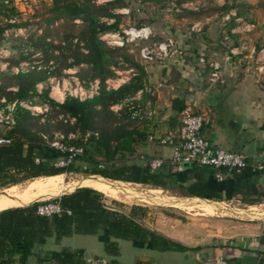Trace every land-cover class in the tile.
<instances>
[{"label":"trees","instance_id":"obj_1","mask_svg":"<svg viewBox=\"0 0 264 264\" xmlns=\"http://www.w3.org/2000/svg\"><path fill=\"white\" fill-rule=\"evenodd\" d=\"M150 1V0H144ZM155 1V0H151ZM119 0H111L106 4L114 8ZM98 10L102 16L115 18L107 7H95L91 0H55L50 15L47 18L48 26L57 20L73 22L80 19L82 26L75 35L64 37L66 52L70 54L64 56L70 58L71 62L65 67H77L86 64L91 67L94 76L101 83L106 79L114 77L109 70V66H117L118 61H114L113 51L100 40L99 34L110 31H117L119 21L112 24L101 22L98 18ZM18 11L15 6H7L5 0H0V17L9 20L16 17ZM117 18V17H116ZM19 25H0V45L5 40L3 33L12 27ZM76 39V44L72 50V42ZM40 40L43 46H52L46 42V37ZM79 43L86 49L84 54L80 51ZM56 47V46H55ZM57 48V47H56ZM58 49L64 47L58 46ZM64 51L60 55H63ZM122 62L136 69L137 75L129 83L120 86L116 90H104L96 97L80 101L73 97H66L62 103H57L49 98V91L43 90L37 94L35 87L37 84L45 82L47 79L44 72L31 71L28 73H18L10 80L15 82L11 85L0 84V92L7 96L8 101H22L31 103L33 106L47 105L51 113L59 114L70 119H74L73 125L67 124V134L78 133L79 137H64L65 147L81 149L82 152L76 155L74 160L63 167L57 166L60 159L68 156L67 151H61L43 139L47 123L39 124V119L31 115L28 110L17 107L15 126L5 133L10 139V143L0 146V186L17 185L26 180L38 177L55 176L64 173H78L79 168L74 166L75 160H80L84 165V174L101 176L104 178L119 180L134 184L149 185L155 188L166 189L174 174L171 172H150L147 166L141 167L127 163L128 156L133 153L134 136L140 134L134 128H127L123 124H113V113L109 107L122 102L124 99L132 97L136 92L145 86V71L128 55H122ZM85 72V70H84ZM4 78H5V74ZM8 77L6 76V80ZM10 87H16V91H6ZM37 97V101H33ZM185 104L174 100L173 108L181 111ZM48 114L46 115L48 117ZM36 128V129H35ZM0 128V135H1ZM88 132H98L97 136L90 134L84 138ZM101 156L98 159L96 156ZM119 161L122 164H117ZM103 164L102 167L100 165ZM251 167L248 166L240 176H249ZM186 193L205 199H218L220 196H213L197 192L195 187L190 186L185 189ZM73 191V192H72ZM71 193L63 194L53 201L59 203L62 212L51 218L37 214L40 202H34L28 206L15 207L0 211V264H28V258L32 255V250L36 244H44L48 238L56 241L64 237L73 235H97L102 234L104 251L111 257L110 264H121L117 257L120 255L117 240H125L134 243H147L153 250L159 252L177 251L186 252L195 249H188L179 243L173 242L159 233L152 231L139 224L135 216L136 207L131 209L130 214H124L109 208L102 193L91 188L80 187L72 190ZM242 196L244 203H257L260 196L248 200ZM117 203V202H114ZM53 264H89L84 259L83 249L62 248L59 251H52L48 258L39 259ZM230 264H239L235 259H225ZM135 264H155L152 260H137Z\"/></svg>","mask_w":264,"mask_h":264},{"label":"crops","instance_id":"obj_2","mask_svg":"<svg viewBox=\"0 0 264 264\" xmlns=\"http://www.w3.org/2000/svg\"><path fill=\"white\" fill-rule=\"evenodd\" d=\"M234 21L236 20L233 19L228 25L227 34L214 42L215 45L208 41L206 35L204 39L207 40L200 45H203L202 49L204 47L207 49L206 59L213 58L220 62L223 83L208 82L210 70L198 63L196 55L202 50L198 48L186 52L185 58L173 54L164 59H155L151 63L143 59L141 60L145 64L138 62L145 71L146 83L142 90L129 98H132L141 109L142 106L145 107L147 116L139 127H133L140 135L134 136V151L127 157L131 164L144 167V159L168 158L171 155V147L162 144L161 141L166 136L174 137L180 126V112L173 108V101L178 100L185 106L191 104L197 113L208 117L209 122L203 127L202 135L213 146L242 154L246 160L251 158L252 164L264 165V91L260 84L262 76L251 71L249 67L236 70L234 63L225 60L226 52L220 46L224 45L226 48L235 46L233 43L236 41L233 40L239 38V34L231 32L237 27ZM148 28L152 29L150 26ZM202 34L205 33L200 35ZM128 72L132 74L123 76V73L119 72L116 81H110L115 83V86H112L113 90L129 83L137 75L134 68H130ZM151 90H154L153 95L155 93L156 95L144 106L146 92ZM228 95L232 96L231 99L225 98ZM161 171L168 170L163 168ZM240 174L226 169L192 167L181 174L173 175L169 187L163 189L171 192L170 198L185 206L193 205V199L225 205L224 207L214 205V209L217 210L215 215L196 214L194 211L186 212L179 207L150 204L167 212V215H161L154 221L148 213L140 215L138 211L142 208L135 206L137 208L135 219L139 224L188 249L196 248L186 252L171 251L184 254L186 259L184 262L163 260L157 264H213L218 258L235 259L239 264H264V218H253L248 213L250 206L261 205L260 207L263 206L264 209V176L262 173L252 171L249 176ZM190 186L195 187L197 192L220 196L221 199L189 195L185 189ZM242 196H246L248 200L260 196V201L253 204L244 203ZM176 210L183 211L186 215L178 214ZM130 212L131 208L122 213ZM96 236L103 241L102 234ZM62 240L63 238L57 241V244L60 245ZM121 241L125 240H119V243ZM130 243L140 251H147L139 260L147 261L151 258L154 250L149 244ZM37 245L32 250L36 260L31 264H41L39 259H43L48 251L44 254L35 252ZM62 248L83 249L62 246L60 250ZM83 250L87 262L93 259L86 255L85 249ZM52 251L59 250L48 252Z\"/></svg>","mask_w":264,"mask_h":264},{"label":"rangeland","instance_id":"obj_3","mask_svg":"<svg viewBox=\"0 0 264 264\" xmlns=\"http://www.w3.org/2000/svg\"><path fill=\"white\" fill-rule=\"evenodd\" d=\"M68 1V0H61ZM111 0H91V3L95 7H107L108 11L114 14L115 18L102 16L98 10V19L106 24H112L115 20L119 21L118 30L110 31L107 33L99 34L100 40L107 46V48L113 51L114 61H118L117 66L110 65L109 70L114 74V77L106 79L103 83L97 78L93 77L92 71H89L91 67L86 64H81L75 67H65V64L71 62V59L63 58L68 56L70 53L66 52L64 42L61 40L69 35H75L78 33L82 22L80 19L74 20L73 22H66L64 20H57L53 24H47V18L50 15L49 10L52 8L55 0H5L7 6H15L18 14L16 17H12L9 20H4L0 17V25L5 24H16L19 26L7 29L3 33V38L5 39L0 45V84L9 85L13 84L15 81L10 80L13 75L18 73H28L33 70L38 72H44L46 76L45 82L36 85L35 90L37 94H40L43 90L49 91V98L57 103H62L66 97H73L76 99H90L98 96L103 89L113 90L112 86L115 83L110 81H116L118 73H123V76H130L132 73L128 72L131 66L128 63L122 62V55H128L129 58L136 63L143 62L140 56V50L142 48H153L154 44H159L167 42V38L170 37L173 42V46L170 51L177 57L184 55L186 52H190L191 49L196 50L202 49L203 45L200 46L204 39V36H208V41L212 42L213 45L216 40H218L222 35L227 34L228 25L233 22V19H239L240 21H234L238 27L243 28L245 24H254L255 28L248 32H243L239 34L235 45L247 40L249 48L254 46L256 52H258L262 47H264V0H244L247 1L246 4L230 5L228 0H155V1H144V0H119L114 8L106 6ZM243 1V0H242ZM103 13V10L101 11ZM229 17V20H224ZM12 21V22H10ZM199 23L201 26V33H197L196 30H192L193 25ZM235 25V26H236ZM151 27L152 35L148 40H134L129 41L123 32L129 30L130 28H140V27ZM118 35V38L124 41L123 46L114 44L113 42L118 41V38L109 39L105 36ZM42 36L46 37V42L52 43L51 47L43 46L40 38ZM110 42V44H107ZM76 39L72 42V50L76 44ZM74 45V46H73ZM215 45V44H214ZM57 48H56V47ZM58 46L64 47V49H58ZM80 51L84 54L87 53L86 49L82 47V43H79ZM225 52L227 49L224 45H220ZM214 47V46H213ZM211 47V48H213ZM205 50H207L205 47ZM64 51L63 55H60ZM183 51V52H182ZM182 52V53H179ZM201 52V51H200ZM224 53V52H223ZM247 54V51H245ZM172 54V55H173ZM171 55V56H172ZM196 55V54H195ZM224 56H226L224 54ZM176 60V59H173ZM172 61V59H171ZM236 70L250 68L251 71L255 72L256 65L250 59H242L240 61L231 59ZM174 62V61H173ZM147 63H151L148 61ZM165 63V62H164ZM139 64V63H138ZM156 64V63H153ZM85 70V72H84ZM8 79L6 80V76ZM254 75V74H252ZM260 84L262 90L264 91V76L260 78ZM110 82V83H109ZM16 87H10L6 91H16ZM154 90L146 92L145 102L154 99ZM232 96L228 95L225 98L231 99ZM127 99V98H126ZM0 100H5L6 103H12L15 101H8L6 95H2L0 92ZM37 97H34L33 101H37ZM125 100V99H124ZM124 100L120 103L114 104L109 107V110L113 113L112 121L113 124H123L127 128L139 127L145 116H147L146 108L142 106V111L139 112V117L133 116L134 110L129 108L119 107ZM134 106H138L135 101H133ZM31 110H28L32 116L37 117L39 124H46V132L43 133V139L47 143H64L65 135L69 138H77L79 134L69 133L67 134V124L73 125L74 119L64 117L59 114L50 113L49 107L47 105L40 106H30ZM140 107V106H139ZM141 108V107H140ZM48 114V117L46 116ZM16 121V113H15ZM36 129V128H35ZM2 133L8 132L2 129ZM92 132H88L84 138H87ZM98 135V132L93 134ZM98 159L102 157L96 156ZM119 161L117 164H122ZM127 163H131V160H127ZM74 166L80 169L78 173H64V181L66 183H73L83 177L89 176L84 174V165L80 160H75ZM103 164L100 165L102 167ZM31 180H26L18 183V186H25ZM134 184V183H131ZM138 189L147 192L155 187L149 185L138 184ZM13 185L0 186V193L10 188ZM135 187V186H134ZM161 189V188H160ZM162 192L158 195L171 197V192H166V190H161ZM150 193V192H149ZM103 195V194H102ZM151 196L155 194L151 193ZM105 204L109 208L114 210L127 211L129 208L138 206L140 211L138 213L149 214L150 218L154 221L160 218L161 215H167L165 209L160 207H155L150 204H160L158 201H148L143 202L137 199H128L124 196L115 199L102 196ZM53 197L48 200H53ZM47 201L41 200L40 203ZM117 202V203H114ZM165 206V205H163ZM178 214H184L185 212L176 210ZM54 238H48L45 244H38L35 252L44 254L47 250H60L62 246L72 247V248H83L86 250V255L89 258H104L108 261L111 259L104 251L103 242L100 241L99 237L96 235H73L70 237H64L61 244H57ZM118 246L121 249L120 256L117 260L121 264H135L139 260L140 256L146 253V250L140 251L136 247H133L129 241L117 240ZM119 249V250H120ZM46 253L44 258H48L51 252ZM145 256V255H144ZM148 260H152L155 264L158 261L163 260H173V261H185V256L182 253L167 251L161 253L159 251H152ZM185 259V260H184ZM36 256L34 254L30 255L28 258V263L31 264L35 262ZM147 260V261H148ZM43 264H53L48 260L42 261ZM41 262V264H42Z\"/></svg>","mask_w":264,"mask_h":264},{"label":"built area","instance_id":"obj_4","mask_svg":"<svg viewBox=\"0 0 264 264\" xmlns=\"http://www.w3.org/2000/svg\"><path fill=\"white\" fill-rule=\"evenodd\" d=\"M6 3V2H5ZM229 19V17H227ZM236 20V19H235ZM236 21H240L237 19ZM12 22V21H10ZM255 28L254 24H245L243 28L236 27L231 32L234 34H240L243 32H250ZM192 30H196L197 33H201V26L199 23L193 25ZM129 41L134 40H148L152 31L148 27L130 28L123 32ZM105 38L114 39L118 38V35L107 34ZM242 41L238 45L228 47L225 60L232 63L230 60H242L250 59L256 65L255 71L258 75L264 76V47L258 52L254 46L248 47L249 43ZM119 46L124 45V41L118 38V41L113 42ZM110 44V42H107ZM173 46L172 39H168L165 43L154 44L153 48H142L140 50V56L145 61H154L155 59H164L171 56L175 51L171 52L170 48ZM247 51V54L245 53ZM196 59L201 67L209 68L208 82L215 84L217 82L223 83L221 76V64L216 59H206L204 50H201L196 55ZM146 90V89H145ZM80 101H83L79 99ZM132 98H127L119 107L129 108L134 110L133 116L139 117V112L142 109L139 106H134ZM32 104L22 101H15L12 103H6L5 100H0V128L7 130L12 129L15 126V113L17 107L24 108L25 110H31ZM208 117L204 114H199L194 110L191 104L186 105L180 111V126L174 137L166 136L162 139V144L169 145L171 147V155L168 158H147L143 162L145 166L149 168V171L154 173L167 168L171 174H181L187 168L192 167H209L216 170L226 169L235 173H241L248 166L251 167L252 172L262 173L264 176L263 164H251L249 165L246 157L242 154L231 152L220 147H215L212 143L202 135L203 127L208 124ZM10 143V139L6 137L4 133L0 135V146ZM51 146L61 150L67 151L68 156L65 159H60L57 162V166L63 167L70 164L76 155L81 154L82 150L74 147H65L63 144L51 143ZM37 214L47 218H51L55 215H59L62 209L59 203L53 200H47L37 208ZM89 264H110L107 260L101 258H93L89 261ZM213 264H229L225 259L218 258Z\"/></svg>","mask_w":264,"mask_h":264},{"label":"bare ground","instance_id":"obj_5","mask_svg":"<svg viewBox=\"0 0 264 264\" xmlns=\"http://www.w3.org/2000/svg\"><path fill=\"white\" fill-rule=\"evenodd\" d=\"M137 186L139 187L138 184H131L128 182L112 180L95 175L83 177L73 183H66L64 181L63 174L38 177L32 179L25 186L20 187L18 185H13L8 189L3 190L0 193V211L15 207L28 206L34 202L48 200L53 197H59L62 194L69 192L71 193L72 190L80 187L91 188L107 197L115 199L124 196L128 199H137L143 202L153 200L158 201L160 204L165 206L179 207L186 210V212L194 211L196 214L202 215H215L217 210L214 209V205L221 207L225 206L223 204H217L199 199H193V205L185 206L178 203V201L175 199L158 195L162 192L161 189H152L144 192L138 189ZM151 193L155 194V196H151ZM260 206H250L248 209L249 215L253 218H264V209L262 208L263 206ZM218 213L220 212L218 211Z\"/></svg>","mask_w":264,"mask_h":264},{"label":"water","instance_id":"obj_6","mask_svg":"<svg viewBox=\"0 0 264 264\" xmlns=\"http://www.w3.org/2000/svg\"><path fill=\"white\" fill-rule=\"evenodd\" d=\"M228 3L230 5H239V4H246L247 1H244V0L243 1L242 0H228ZM247 162H248L249 165H251L252 164V159L251 158H247Z\"/></svg>","mask_w":264,"mask_h":264}]
</instances>
